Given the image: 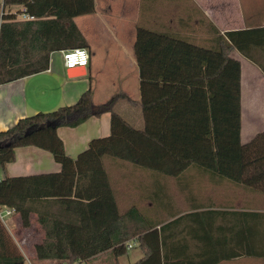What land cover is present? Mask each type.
Listing matches in <instances>:
<instances>
[{
  "label": "crops",
  "instance_id": "obj_1",
  "mask_svg": "<svg viewBox=\"0 0 264 264\" xmlns=\"http://www.w3.org/2000/svg\"><path fill=\"white\" fill-rule=\"evenodd\" d=\"M5 13L17 14L19 22L27 20L22 7L9 8ZM74 21L89 45L91 70L69 77L62 51H56L50 56L48 70L0 86V132L25 117L72 106L90 89L96 105L116 94L127 95L129 100H119L115 111L142 130L141 78L135 57L137 28L149 24L207 48L214 45L218 34L263 29L264 0H95L94 13ZM114 43L119 50H113ZM114 53L120 54L111 67ZM190 55L201 58L178 45L161 80L165 93L170 94L164 132L169 133L167 144L176 149L181 144L192 147L191 136L199 131L200 147L210 142L216 152L215 159L204 162L218 172L194 166L175 178L127 161L103 162L105 173L79 174L72 198L57 202L91 230L116 219L114 212L125 214L136 208L141 214V227L158 231L166 228L170 236L168 261L173 264H264V41L260 40L252 51L253 60L238 51L230 55L231 63L239 69L238 80L228 71L225 75L217 73L221 62L215 56L208 68L201 60L196 65L198 70L187 72L186 57ZM102 58L104 63L100 64ZM201 75L208 78L179 84ZM194 115L205 117L209 123L204 126L201 121L195 124L187 119ZM111 132V113L91 117L75 128H58L73 159L89 147L92 139L109 137ZM242 145L252 146L239 183ZM61 168L51 153L25 146L16 150L15 160L1 173L26 177L59 173ZM34 221L36 215L31 224ZM8 222L11 227H22L18 214ZM30 227L26 229L31 232ZM31 236L32 232L23 235L18 242L23 252L32 241H36L33 249L41 244L44 232L38 240ZM133 244L129 252L136 247L142 251L132 255L130 264L145 258L144 249ZM35 251L29 249L32 254ZM112 255L103 254L80 264H113Z\"/></svg>",
  "mask_w": 264,
  "mask_h": 264
},
{
  "label": "trees",
  "instance_id": "obj_2",
  "mask_svg": "<svg viewBox=\"0 0 264 264\" xmlns=\"http://www.w3.org/2000/svg\"><path fill=\"white\" fill-rule=\"evenodd\" d=\"M12 7H22L25 14L34 20L17 21V14L5 13ZM95 0H0V86L24 77L40 74L50 68V56L56 51L89 48L86 39L75 24V18L94 13ZM264 28L218 34L214 45L207 48L167 31H153L139 26L136 31L135 57L141 78L140 107L144 115V129L134 128L118 112L116 103L128 99L116 94L108 102L94 103L93 90L81 95L72 106H64L53 112H41L25 117L7 131L0 132V171L4 172L16 157V150L25 146L43 149L61 164L59 173L26 177L4 176L0 181V205L13 207L21 217L22 226H31L32 216L44 232L41 244L34 247L37 261H52L54 264H80L93 261L103 254L115 258L129 254L128 244L135 240L145 251V258L136 264H173L168 261L167 242L169 235L162 231L141 227V214L131 208L125 214L116 213V219L105 222L100 229H89L79 216L72 215L64 204L57 200L72 198L79 174L102 171L105 173V158L130 162L140 169L175 177L190 167L209 169L206 160L215 159L214 145L210 142L200 147L199 131L192 134V147L181 144L180 148L169 146L163 124L168 117L167 101L161 80L178 45L191 49L201 58L186 57V67L192 61H206L208 68L212 57L220 59L217 73L227 72L238 80L239 69L231 63L230 55L238 51L253 60L252 51L264 41ZM198 67V66H197ZM193 71V69L191 70ZM190 71V72H191ZM226 73V74H227ZM201 75L181 80L179 84L202 81ZM111 113L109 137L95 138L88 148L71 158L58 135V128L76 126L91 117ZM188 120L206 126L205 117L194 115ZM253 145V144H252ZM252 145L239 148L240 180L247 168L248 154ZM117 209L116 201H114ZM0 219V264H26L24 255L13 243Z\"/></svg>",
  "mask_w": 264,
  "mask_h": 264
},
{
  "label": "rangeland",
  "instance_id": "obj_3",
  "mask_svg": "<svg viewBox=\"0 0 264 264\" xmlns=\"http://www.w3.org/2000/svg\"><path fill=\"white\" fill-rule=\"evenodd\" d=\"M162 1H165V0H162ZM144 24V25H143ZM143 24H141V25H143V26H145V27H149V29H151V30H153V31H156V30H158L159 28L158 27H152L151 25H149V24H145V23H143ZM174 25V24H173ZM192 39L194 40V42H196L195 41V39L192 37ZM191 40V39H190ZM190 40H188V41H190ZM114 46H115V48H113V50L115 49H117V50H119V48H118V46L117 45H115V43L113 44ZM117 54H120V53H114L113 54V57L110 59V63L112 64L111 65V67H113V63L114 62H112V61H115L118 57H116V55ZM95 60V59H94ZM103 58L102 59H99V62H100V64H102V63H104L103 62ZM197 63L198 62H196L195 63V61H192L191 60V62L189 63V67H188V70H186L187 72H189V71H191L192 69H193V71H196V70H198V67L196 66L197 65ZM105 65V64H104ZM88 70H91V65L88 67ZM81 75L82 74V71L80 70V71H78V75ZM120 162V163H124V162H122V161H119V160H115V159H113V158H111V157H107V158H105L104 160H103V162L105 163V164H107L108 162ZM127 163V162H126ZM106 175V174H105ZM106 178H107V175H106ZM111 187V186H110ZM112 190V189H111ZM116 201V200H115ZM119 215H120V213L119 212H117ZM10 222H8V224H9ZM34 224V225H33ZM10 225V230L11 231H9L8 230V228H6L7 229V231H8V233H11V239H12V241H13V243L17 246V248L18 249H20L21 251H22V249L20 248V245H19V243L18 242H20L21 241V238L23 237V235H25V236H27V235H29L31 232H32V235L33 236H31V239H32V237H34V239H40V237H41V235H43V232L41 231V229H40V226L37 224V222L36 221H34L32 224H31V227H30V229H31V232H30V230H27L25 227H19V226H16V227H11L12 226V224H9ZM12 228V229H11ZM94 228H96V227H94ZM27 230V231H26ZM97 230H98V227H97ZM35 242L36 241H32L31 243H30V245H29V248L28 249H25L24 247H23V249L25 250V252H23L22 251V253H23V255H24V258H25V262H26V264H54V262H52V261H45V262H40V261H37V258H36V254H32V253H30L29 252V249H31V251H33L34 249L32 248V246L33 245H35ZM134 251H136V252H134ZM141 249L139 248V247H136L134 250H132V251H130L129 252V255H126V256H122V257H119V258H116V259H118V261L116 262L115 260H114V258L111 256V258L113 259V264H130L129 263V260H132L131 259V257H132V255H137V254H139V253H141Z\"/></svg>",
  "mask_w": 264,
  "mask_h": 264
},
{
  "label": "built area",
  "instance_id": "obj_4",
  "mask_svg": "<svg viewBox=\"0 0 264 264\" xmlns=\"http://www.w3.org/2000/svg\"><path fill=\"white\" fill-rule=\"evenodd\" d=\"M24 18L27 20H33V17L27 15L24 13ZM90 59H91V54L86 48H75L73 50L69 51H62V60L65 65V68L68 69H73V68H88L90 66ZM3 175L0 171V181L3 179ZM16 213L15 208L13 207H5L0 205V219L4 223L5 227L7 228L8 226V220L13 217ZM130 242L128 244V250H131L134 246L133 243Z\"/></svg>",
  "mask_w": 264,
  "mask_h": 264
},
{
  "label": "water",
  "instance_id": "obj_5",
  "mask_svg": "<svg viewBox=\"0 0 264 264\" xmlns=\"http://www.w3.org/2000/svg\"><path fill=\"white\" fill-rule=\"evenodd\" d=\"M82 71V74L78 75V71ZM68 76L73 78V77H77V76H82V75H86V68H73V69H68Z\"/></svg>",
  "mask_w": 264,
  "mask_h": 264
}]
</instances>
